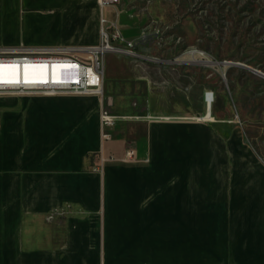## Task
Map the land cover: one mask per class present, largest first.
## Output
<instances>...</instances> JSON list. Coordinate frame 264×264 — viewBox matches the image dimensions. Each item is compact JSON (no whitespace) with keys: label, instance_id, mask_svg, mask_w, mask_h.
<instances>
[{"label":"crops","instance_id":"1","mask_svg":"<svg viewBox=\"0 0 264 264\" xmlns=\"http://www.w3.org/2000/svg\"><path fill=\"white\" fill-rule=\"evenodd\" d=\"M101 16L0 0V48L87 57ZM107 130L98 95H0V264H264V158L241 126L151 110Z\"/></svg>","mask_w":264,"mask_h":264},{"label":"rangeland","instance_id":"2","mask_svg":"<svg viewBox=\"0 0 264 264\" xmlns=\"http://www.w3.org/2000/svg\"><path fill=\"white\" fill-rule=\"evenodd\" d=\"M117 7L142 56L107 55L106 109L203 117L213 90L211 120L241 126L264 158V0H120ZM200 51L216 63L183 61L204 59Z\"/></svg>","mask_w":264,"mask_h":264},{"label":"built area","instance_id":"3","mask_svg":"<svg viewBox=\"0 0 264 264\" xmlns=\"http://www.w3.org/2000/svg\"><path fill=\"white\" fill-rule=\"evenodd\" d=\"M120 0H99L102 9L101 16V41L98 45L81 50L87 57L77 55L70 49L61 48H0V95H55L62 93L98 95L102 101V137L104 140L111 138L107 130L115 121V116L105 107L104 99V63L105 55L115 53L130 57L142 56L138 51L137 39L127 38L120 26V12L117 4ZM105 8L112 9V17L104 14ZM204 59L191 56L193 61L198 60L216 63L211 56L203 51ZM227 63V61H221ZM17 65L18 69L5 68L4 66ZM38 65H45L48 78L39 77L41 71ZM23 66H34L30 73L36 79L23 78ZM60 66L61 74L58 79L51 77V67ZM17 75L18 78H13ZM215 92H205L206 103L214 104ZM136 151L129 149L125 153V160H135Z\"/></svg>","mask_w":264,"mask_h":264},{"label":"bare ground","instance_id":"4","mask_svg":"<svg viewBox=\"0 0 264 264\" xmlns=\"http://www.w3.org/2000/svg\"><path fill=\"white\" fill-rule=\"evenodd\" d=\"M5 68H11V69H18L17 65H11V66H4ZM34 67V66H23V78L25 79H36V76L32 73H30V68ZM37 68H39L38 70H40L42 73L41 75H39L40 78L42 79H46L48 78V74L46 73L45 68H47L45 65H38ZM61 74V67L60 66H52L51 67V77L54 79H58L59 76ZM1 77V75H0ZM13 78H18L17 75H15ZM211 109H212V104L210 103H206V113L203 116V119H207V120H211L212 119V113H211Z\"/></svg>","mask_w":264,"mask_h":264},{"label":"water","instance_id":"5","mask_svg":"<svg viewBox=\"0 0 264 264\" xmlns=\"http://www.w3.org/2000/svg\"><path fill=\"white\" fill-rule=\"evenodd\" d=\"M258 72V71H257ZM259 73H261V72H259Z\"/></svg>","mask_w":264,"mask_h":264}]
</instances>
